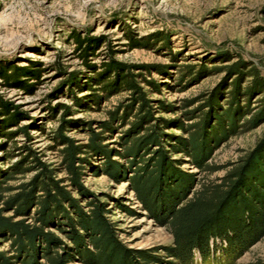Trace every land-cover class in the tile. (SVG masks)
<instances>
[{"label": "trees", "instance_id": "obj_1", "mask_svg": "<svg viewBox=\"0 0 264 264\" xmlns=\"http://www.w3.org/2000/svg\"><path fill=\"white\" fill-rule=\"evenodd\" d=\"M66 41L72 45L71 53L77 64L88 73L83 82L89 92L82 99L99 102L119 92H125L126 96L106 112L98 131L87 129L84 143H76L66 135L73 122L65 118L71 113L62 105V115L47 134L57 154L56 168L42 161L41 153L26 144L11 143L17 136L15 133L28 139L29 136L25 126H18L21 113L0 97L1 160L18 153V160L0 169V243L7 242L13 253L7 256V252L0 251V264H71L75 259L90 264H136L134 258L144 264L153 263L155 258L146 253L120 245L103 218L102 205L86 202L88 212L80 210L79 199L82 202L91 198L81 185V177L83 166L90 167L93 158L102 160L101 171L113 180L123 179L144 210L167 228L173 245L165 253L180 264L190 262L192 250L204 258L209 239H223L228 248L241 251L264 236V132L228 171L222 184H202L191 192L196 184L193 175L176 170L159 142L160 137L171 136L163 128L174 125L173 119L154 117L158 109L151 106L137 85L133 73L136 65L115 59L116 51L105 36H90L72 29ZM141 41L131 36L126 44L130 48L139 47ZM181 67L179 79L182 73L193 80L203 72H224L223 79L204 92L198 105L191 109L183 107L182 118L189 122L178 121L175 126L186 130V136L172 135L173 141L168 143L172 153L185 154L191 165L210 173L215 169L207 160L220 142L236 129L251 130L264 121V76L240 59L222 67L201 64ZM36 70L2 65L0 77L4 84L27 88L31 87L27 79L38 78ZM146 82L157 88L154 82ZM74 87L78 89L79 83ZM219 97L224 106L215 112L220 105ZM253 98L256 109L252 112L249 105ZM158 104L157 108H162ZM195 111L199 112L194 114ZM104 132H119L121 152L102 143ZM112 156L126 158L127 167L111 159ZM128 169L130 176L125 177ZM30 170L32 176L24 179ZM56 172H62L63 178L55 179ZM15 179H18L15 185L8 184ZM70 191L77 197H72ZM157 194L161 196L159 202L155 200ZM5 213L10 215L3 216ZM49 228L58 230L68 244L49 232Z\"/></svg>", "mask_w": 264, "mask_h": 264}, {"label": "rangeland", "instance_id": "obj_2", "mask_svg": "<svg viewBox=\"0 0 264 264\" xmlns=\"http://www.w3.org/2000/svg\"><path fill=\"white\" fill-rule=\"evenodd\" d=\"M72 29L90 36H105L116 51L115 59L136 65L135 81L151 106L158 109L154 117L173 119L174 125L163 128L171 136H162L159 142L176 170L193 175L196 184L191 192L202 184H222L228 171L263 134L264 121L251 130L236 129L212 151L207 163L215 170L210 173L195 168L188 156L172 153L168 146L173 141L172 135L186 136V130L175 126L178 121L189 122L182 118L183 107L191 109L198 105L204 92L224 77L223 70H216L203 72L193 80L182 73L179 79L182 65L222 67L240 59L264 76V0H0V66L37 68L38 75L37 79H27L31 84L27 88L4 84L0 77V97L21 113L18 126H25L29 136L28 139L15 133L17 136L11 143L26 144L41 153L40 159L52 167L58 166V158L47 134L62 115V105L71 113L65 118L73 122L66 135L76 143H84L87 129L98 131L99 121L107 117L106 112L126 96L125 92H119L99 102L82 99L89 92L83 82L88 73L77 64L71 53L72 45L66 41ZM131 36L142 40L139 47L127 46L126 39ZM102 51H105L103 47ZM146 81L154 82L157 88ZM163 82L166 84L161 85ZM75 83H79L78 89ZM220 99L215 112L223 109L224 101L219 102ZM187 101L190 102L184 106ZM251 103L249 110L253 112L256 99H251ZM157 104L162 108H157ZM118 135L119 132H104L102 143L121 152ZM1 159L2 154L0 169H5L18 160V153ZM111 159L127 167L126 158L112 156ZM92 160V166H83L81 177V185L91 198L82 202L79 199L80 210L88 212L86 202L99 203L104 208L103 218L121 246L155 258L152 264H180L165 253L173 245L167 228L144 210L123 179L115 181L101 171L104 167L101 159ZM129 171L126 170L125 177L130 176ZM32 173L27 171L23 178H30ZM59 178H63L62 172L55 173V179ZM17 180L8 184L15 185ZM70 193L77 197L74 191ZM160 199L157 194L155 200ZM48 231L68 244L58 230ZM8 246L2 241L0 251L11 256ZM239 251L228 248L223 239L212 238L205 257L192 250L188 264H264V236ZM134 259L136 264L145 263ZM71 264L90 263L75 259Z\"/></svg>", "mask_w": 264, "mask_h": 264}]
</instances>
